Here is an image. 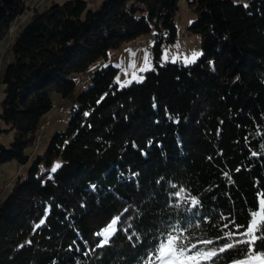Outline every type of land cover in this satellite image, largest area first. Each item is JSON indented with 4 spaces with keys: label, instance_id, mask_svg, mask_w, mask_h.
Instances as JSON below:
<instances>
[{
    "label": "trees",
    "instance_id": "16d2710c",
    "mask_svg": "<svg viewBox=\"0 0 264 264\" xmlns=\"http://www.w3.org/2000/svg\"><path fill=\"white\" fill-rule=\"evenodd\" d=\"M186 1L197 15L189 30L200 35L199 58L156 62L143 81L123 87L117 66L95 70L66 129L0 195V264H144L170 224L191 223L186 235L218 248L231 221L246 227L260 210L264 0ZM87 2L54 0L39 11L27 0H0V47L11 58L0 71V131L15 132L10 146L0 142V165L29 161L53 94H74V73L109 61L110 50L140 35L154 31L156 56L176 39L179 0ZM178 191L200 201L198 216ZM117 216V232L98 247ZM246 247L237 244L217 264L247 261ZM257 254L264 239L255 242Z\"/></svg>",
    "mask_w": 264,
    "mask_h": 264
},
{
    "label": "rangeland",
    "instance_id": "374dc122",
    "mask_svg": "<svg viewBox=\"0 0 264 264\" xmlns=\"http://www.w3.org/2000/svg\"><path fill=\"white\" fill-rule=\"evenodd\" d=\"M54 0H27L28 6L32 9L37 7L42 11L45 6H50ZM59 3L65 0H55ZM102 0H97L101 2ZM247 4L249 0H234ZM88 6L94 5V0H88ZM197 18L196 13L191 10L186 0H179V8L175 16V25L177 28V36L174 42L163 46L161 52L156 56L154 49V31L138 36L134 40L124 42L120 48L112 49L109 52V61L99 59L92 63L85 71L74 73L72 76L76 80L77 87L69 97H63L58 93L53 94L54 106L44 118L51 116L48 120V126L43 132L41 138L37 141L38 145L35 148H30L31 153L29 161L24 165H18L16 161H9L0 165V194L4 190V196L11 193L15 182L23 180L27 175L33 160H37L38 156L44 155L48 143L52 135L57 130H65L67 120L73 112L74 98L83 89L87 88L91 83V78L95 70L108 63H112L119 68L116 76L118 84L128 86L133 82H141L144 80L146 73L155 68V63L164 64L167 62L191 64L195 62L202 53L201 38L198 33H193L189 30V25ZM25 24V23H24ZM15 28V27H12ZM197 55H193V54ZM147 57V61H145ZM167 57V59H165ZM11 61L8 54L5 55V46L0 47V71L4 72L6 66ZM191 61V62H189ZM141 69H144L143 71ZM130 81V83H128ZM3 91L0 87V102L3 99ZM63 106L59 110V106ZM15 132L0 131V142L6 146H10L14 142ZM4 186L5 189H4ZM3 196V195H2ZM261 211V207L260 210ZM259 216L256 217L257 221ZM256 262V261H254Z\"/></svg>",
    "mask_w": 264,
    "mask_h": 264
},
{
    "label": "snow or ice",
    "instance_id": "6c2138e0",
    "mask_svg": "<svg viewBox=\"0 0 264 264\" xmlns=\"http://www.w3.org/2000/svg\"><path fill=\"white\" fill-rule=\"evenodd\" d=\"M245 7H247V5H245ZM193 55L195 56L197 54L194 53ZM165 59H167V57H165ZM145 61H147V57H145ZM173 62H175V58H173ZM141 70L143 71L144 69ZM128 83H130V81ZM255 154L256 153H253V155ZM59 167V164L55 165L52 171L55 172ZM91 187L95 190V185ZM175 195L178 200L188 205V212L193 215H199L198 211L193 212V209H199L201 206L200 201L196 197H191L190 199L188 197L181 198L179 191ZM176 206L179 207L180 204L177 203ZM260 207L262 211H252L250 223L246 227L231 221L230 223L234 225V229L232 231L223 232L221 235L217 236V240L227 241L218 248L206 249L201 247V244L210 245L213 244L214 241L196 240L192 235H186L185 233L192 227L191 223L186 227H181L179 222L175 225L170 224L167 226V231L160 233L154 248L146 254L144 264H204L205 261L210 262V264H217L219 256L229 249L234 248L237 244L247 245L244 252L248 259L247 261H233L231 264H253V261L258 262V264H264V254H257L253 257L256 240L264 239V235H257V233H261L262 229H264V199L260 201ZM257 216L261 218L259 222L256 219ZM120 220V216L113 218L105 229L98 234L102 237V241L97 245L98 247H103L109 243L112 235L118 230ZM43 223L44 221L41 220L40 224ZM37 227H39V225H37ZM223 227L228 228L229 224H224ZM242 227L244 228L243 231L240 230ZM234 236L241 238L234 240Z\"/></svg>",
    "mask_w": 264,
    "mask_h": 264
},
{
    "label": "built area",
    "instance_id": "2783aa9c",
    "mask_svg": "<svg viewBox=\"0 0 264 264\" xmlns=\"http://www.w3.org/2000/svg\"><path fill=\"white\" fill-rule=\"evenodd\" d=\"M63 106H59V110H62ZM51 119V116L47 117L46 120L43 122L41 128H42V132H44L48 126V120ZM6 186H4V189H5ZM4 190H2V194H3Z\"/></svg>",
    "mask_w": 264,
    "mask_h": 264
},
{
    "label": "bare ground",
    "instance_id": "6f19581e",
    "mask_svg": "<svg viewBox=\"0 0 264 264\" xmlns=\"http://www.w3.org/2000/svg\"><path fill=\"white\" fill-rule=\"evenodd\" d=\"M83 1H87V0H83ZM13 29H14V28H12V30H13ZM42 134H43V132H42V128H40V132H39V134H38L37 141L41 138ZM0 195H1V194H0Z\"/></svg>",
    "mask_w": 264,
    "mask_h": 264
},
{
    "label": "crops",
    "instance_id": "0c3cea01",
    "mask_svg": "<svg viewBox=\"0 0 264 264\" xmlns=\"http://www.w3.org/2000/svg\"><path fill=\"white\" fill-rule=\"evenodd\" d=\"M94 3H97V0H94Z\"/></svg>",
    "mask_w": 264,
    "mask_h": 264
}]
</instances>
